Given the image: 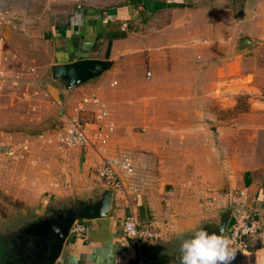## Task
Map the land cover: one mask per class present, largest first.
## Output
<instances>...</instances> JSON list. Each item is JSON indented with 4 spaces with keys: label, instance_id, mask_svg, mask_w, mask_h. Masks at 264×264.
Here are the masks:
<instances>
[{
    "label": "crops",
    "instance_id": "obj_1",
    "mask_svg": "<svg viewBox=\"0 0 264 264\" xmlns=\"http://www.w3.org/2000/svg\"><path fill=\"white\" fill-rule=\"evenodd\" d=\"M132 6L140 7L126 4L122 15L119 10L122 25L135 16ZM54 12L49 24L40 26L51 47L50 63L85 58L107 62L100 74L63 94L60 121L74 114L75 101L87 94L83 91L98 95L115 125L112 141L129 149L146 173L147 186L137 196L99 185L92 173L99 158L92 147H67L60 151L63 154L48 150L55 153L59 168L67 164L65 173L69 159L86 158L81 172L73 169L69 185H63L69 178L62 177L60 186L54 183V187L48 185L51 180L46 175L42 184L33 185L31 174L23 170L24 180L15 188L12 168L0 157V202L6 196L7 203L19 199L24 207L17 222L0 212V234L6 231L2 234L10 241L23 238L22 252L34 250L38 264H46L55 250L52 264H178L183 239L201 228L209 233L223 228V219L214 220L216 214L207 212L208 196H224L221 201L227 203L224 191L234 189L229 193L237 191L233 200H245L252 209L264 212V169L251 172L224 159L223 141L237 138L239 130L232 118L231 127L225 128V104L215 95L217 90L223 92L225 70L207 62L205 47L196 37L177 42L175 35L159 34L133 44L121 33L113 36L112 27H106L116 15L103 17L81 6L64 10L62 16L59 10ZM99 41L104 55H96ZM4 207L0 204V209ZM131 213L146 226L150 223L147 227L156 238L138 244L127 239L121 222ZM76 221L87 226L82 237L70 234ZM253 240L250 249L236 253L231 264H264V242ZM31 260L23 255L24 264H32Z\"/></svg>",
    "mask_w": 264,
    "mask_h": 264
},
{
    "label": "rangeland",
    "instance_id": "obj_2",
    "mask_svg": "<svg viewBox=\"0 0 264 264\" xmlns=\"http://www.w3.org/2000/svg\"><path fill=\"white\" fill-rule=\"evenodd\" d=\"M172 1L175 4L168 0H142L139 9L131 7L135 8V16L132 14L131 18L125 20L127 23L122 25L119 10L121 15L125 14L124 5L128 4L129 0H0V36L4 39L0 48V144L15 148L23 144L27 145L23 155L16 158H11L0 150L2 162L7 166L10 165L15 175L11 181L12 186L16 188L22 184L23 170L27 176L28 173L31 174L33 185L42 184L44 180L42 178H45L43 177L45 175L51 180L48 183L51 187L55 186L54 183L60 186L62 177L69 178V181L63 183V185H69L74 175L73 169L81 172L82 162L86 158H81L79 162L69 159L70 164L66 169L68 173H65L67 164L59 168L54 152L63 154L60 151H65L67 147H92L99 159L103 154L99 150V143L95 146H60L57 141H50L56 127L61 126L59 111L63 94L76 86L68 88L67 79L53 77L52 70L56 64L50 63L53 60L50 53L51 47L46 43L44 29L41 30L40 26L45 22V25L49 24L48 19L52 14L53 16L56 14L55 10L57 12L59 10L58 13L62 16L64 10L76 6L90 8L103 17L109 13L116 15L117 19L112 24L108 21L106 27L108 25L112 27L113 36L115 34L119 36L121 33V36L132 40L133 44L136 40L142 44V40L159 34L175 35L177 42L196 37L205 47L207 62L211 64L216 62L225 70L223 92L217 90L215 95L225 104V128L231 127V122L228 120L232 118L234 129L238 127L239 130L237 138L223 141L225 161L229 165L234 161L240 169H251V172L257 168V170L264 169V0ZM192 38V44L196 43ZM126 42L128 43L129 40L126 39ZM184 43L189 46V42L184 41ZM102 46H104L103 42L99 41L96 55H104ZM109 50L108 46L107 57L110 55ZM197 59H200L199 55ZM148 68V65L145 66V69ZM3 74L5 77H1ZM86 82L88 81L82 84ZM83 92L87 93L86 96L99 98L96 94ZM84 97L75 101L74 114ZM98 106H102L106 115L97 114ZM79 113L85 119L88 117L97 123L110 124L109 126L113 127L109 131L105 129L109 134L108 151L130 154L129 149L124 145L112 141L115 125L112 124L108 110L99 99L97 105H91L88 111L83 110ZM96 115L102 118L97 120ZM238 122L239 125L236 126ZM215 143L219 147L220 142ZM29 150L31 153L26 155L25 153ZM99 161L93 167L92 173L99 185L109 189V186L94 172ZM233 190L224 191L227 194V203L221 201L224 196L220 198L208 196L206 198L207 212L216 214L214 220L223 219L221 222L225 223L222 229L230 239H232L230 229L237 224L236 220L240 224L257 226H255L256 231L245 234L239 242L233 241V246L237 249L236 253L243 254L250 249L253 239L263 244L264 212L260 213L252 209L245 200L240 202L233 200L237 196V191L233 195L229 194ZM207 191L212 192L209 188ZM6 200L5 196L0 202L5 206L0 209V212L5 217L15 218L17 222L18 216L24 209L23 203L19 199L11 203H7ZM223 216H226V219ZM139 221L141 225H146ZM80 222L85 224L84 221ZM147 226L150 227V223H147ZM1 234L0 264L11 263V261L15 264H24L23 255H29L32 258V264L39 263L34 250L30 254L27 250L22 252L23 238H12L10 241L11 239L9 240L6 235ZM240 244L242 246L238 248Z\"/></svg>",
    "mask_w": 264,
    "mask_h": 264
},
{
    "label": "built area",
    "instance_id": "obj_3",
    "mask_svg": "<svg viewBox=\"0 0 264 264\" xmlns=\"http://www.w3.org/2000/svg\"><path fill=\"white\" fill-rule=\"evenodd\" d=\"M3 43L4 39L0 36V48ZM97 104L98 99L91 96L84 97L79 103L75 114L68 115L67 118L61 122V126L59 125L56 127L57 129L50 137V141L52 142L55 140L60 146H95V144L99 143V150L103 154H101V159H99L100 163L94 171L95 174L109 186V189L129 191L138 196L142 193V189L147 186V176L144 170L136 166L132 156L127 152L114 153L107 150V142L109 141L107 130L113 129L112 126H109L110 124L103 125L100 122L97 123L87 116L85 119V117L83 116V118L79 113L83 110L88 111L91 105ZM96 110L97 114L106 115L102 106L96 107ZM95 118L99 120L102 117L96 115ZM26 149L27 145L25 144L21 145L19 148L0 144V150L11 158L21 157ZM236 223L237 224L230 229L231 238L235 243L239 242L245 234L256 231L255 224H240L238 220H236ZM86 230L87 226L83 222L76 221L72 226L71 234L82 237L85 235ZM121 232L135 244L156 236L155 232L150 230L146 225H141L139 219L133 213L123 218L121 222ZM241 246L240 244L238 248Z\"/></svg>",
    "mask_w": 264,
    "mask_h": 264
},
{
    "label": "clouds",
    "instance_id": "obj_4",
    "mask_svg": "<svg viewBox=\"0 0 264 264\" xmlns=\"http://www.w3.org/2000/svg\"><path fill=\"white\" fill-rule=\"evenodd\" d=\"M233 240L224 234L195 230L179 247L178 264H231L236 255Z\"/></svg>",
    "mask_w": 264,
    "mask_h": 264
},
{
    "label": "water",
    "instance_id": "obj_5",
    "mask_svg": "<svg viewBox=\"0 0 264 264\" xmlns=\"http://www.w3.org/2000/svg\"><path fill=\"white\" fill-rule=\"evenodd\" d=\"M107 67V62L97 59H82L67 64H58L53 67L54 78L67 79V87L72 88L97 76ZM103 215V212L100 213ZM57 252L52 253L46 264H52Z\"/></svg>",
    "mask_w": 264,
    "mask_h": 264
},
{
    "label": "trees",
    "instance_id": "obj_6",
    "mask_svg": "<svg viewBox=\"0 0 264 264\" xmlns=\"http://www.w3.org/2000/svg\"><path fill=\"white\" fill-rule=\"evenodd\" d=\"M140 3H142V0H129V2H128V4L134 5V6H137Z\"/></svg>",
    "mask_w": 264,
    "mask_h": 264
}]
</instances>
